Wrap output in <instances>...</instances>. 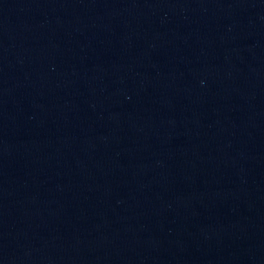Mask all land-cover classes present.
<instances>
[{"label": "water", "instance_id": "obj_1", "mask_svg": "<svg viewBox=\"0 0 264 264\" xmlns=\"http://www.w3.org/2000/svg\"><path fill=\"white\" fill-rule=\"evenodd\" d=\"M0 264H264V0H0Z\"/></svg>", "mask_w": 264, "mask_h": 264}]
</instances>
